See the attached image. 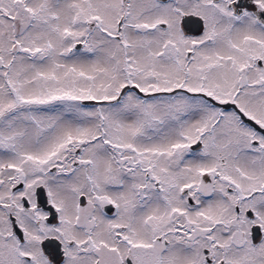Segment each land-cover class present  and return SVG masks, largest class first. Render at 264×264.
<instances>
[{"label":"snow or ice","instance_id":"snow-or-ice-1","mask_svg":"<svg viewBox=\"0 0 264 264\" xmlns=\"http://www.w3.org/2000/svg\"><path fill=\"white\" fill-rule=\"evenodd\" d=\"M0 264H264V0H0Z\"/></svg>","mask_w":264,"mask_h":264}]
</instances>
